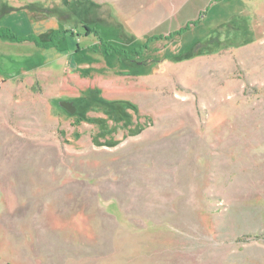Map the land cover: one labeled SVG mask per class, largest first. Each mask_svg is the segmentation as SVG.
Listing matches in <instances>:
<instances>
[{
  "label": "rangeland",
  "instance_id": "rangeland-1",
  "mask_svg": "<svg viewBox=\"0 0 264 264\" xmlns=\"http://www.w3.org/2000/svg\"><path fill=\"white\" fill-rule=\"evenodd\" d=\"M0 264H264V0H0Z\"/></svg>",
  "mask_w": 264,
  "mask_h": 264
},
{
  "label": "trees",
  "instance_id": "trees-1",
  "mask_svg": "<svg viewBox=\"0 0 264 264\" xmlns=\"http://www.w3.org/2000/svg\"><path fill=\"white\" fill-rule=\"evenodd\" d=\"M200 16H201V12L198 14L197 19H198ZM197 19L192 20V21H188V22L184 25V27H181V28H179V29H177V30H174V31L171 32L169 35H165L164 37H166V38L168 39V38H171L173 35H177V34H179L181 30L187 28L188 25L191 24L192 22H196ZM152 37H153V38H160V37H163V35H153ZM210 41H212V40H210ZM210 41H209V42H210ZM197 46H199V44H198ZM197 46H195V47H197ZM219 49H221V48L214 49L213 52L216 51V50H219ZM126 106L129 107V108H134V105H133L132 103L128 102V101L115 102V103H113V107H112V110L115 111V120L118 121V122L122 120V121L124 122L123 124H124L125 126H127V125L130 124V115H129L128 112H126V110H125ZM92 121L98 123L100 129L102 130L101 132L103 133V132H104V128H106V127H105L104 120H103V119L95 118V119H93ZM139 129H140V128H139ZM132 131H133V130H132ZM137 131H139V130H137ZM137 131H135V132H137ZM109 143H111L110 145L113 144V142H109Z\"/></svg>",
  "mask_w": 264,
  "mask_h": 264
}]
</instances>
